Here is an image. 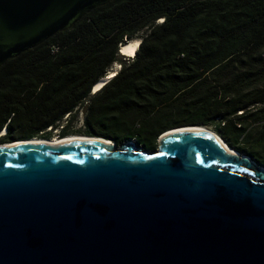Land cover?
Returning <instances> with one entry per match:
<instances>
[{"label": "water", "instance_id": "1", "mask_svg": "<svg viewBox=\"0 0 264 264\" xmlns=\"http://www.w3.org/2000/svg\"><path fill=\"white\" fill-rule=\"evenodd\" d=\"M109 1L0 0V66ZM185 126L0 148V264H264V167Z\"/></svg>", "mask_w": 264, "mask_h": 264}, {"label": "trees", "instance_id": "2", "mask_svg": "<svg viewBox=\"0 0 264 264\" xmlns=\"http://www.w3.org/2000/svg\"><path fill=\"white\" fill-rule=\"evenodd\" d=\"M135 37V56H121ZM184 125L264 167V0H111L0 66V143L56 130L153 149Z\"/></svg>", "mask_w": 264, "mask_h": 264}, {"label": "bare ground", "instance_id": "3", "mask_svg": "<svg viewBox=\"0 0 264 264\" xmlns=\"http://www.w3.org/2000/svg\"><path fill=\"white\" fill-rule=\"evenodd\" d=\"M139 37H135V38H132L130 40H127L125 43L121 44L119 47H120V52L119 54L121 56H127V57H133L135 56L136 54V51H137V48L139 47ZM116 70L112 69V68H109L108 70V74H106L105 76H103L102 78H100L93 86V89H92V93H95L97 91H99L101 89V87L104 85V83L106 81H108L110 78H112L115 74H116ZM207 130L208 128H206L205 126H185V127H180V128H175V129H171L169 130L166 134H170L172 132H179V131H182V130ZM5 132V130L2 131V133ZM88 138L86 135H83V134H73V135H67V136H64V137H54V138H39V137H35V138H32V141L30 142H42V143H45V144H49V145H52V144H55L57 142H60V141H64V140H84ZM106 142L109 143V144H112L111 140H107L106 139ZM18 144H21V142H8V143H4L2 145H0V148H6V147H11V146H16ZM226 145V144H225ZM227 146V145H226ZM228 147V146H227Z\"/></svg>", "mask_w": 264, "mask_h": 264}, {"label": "rangeland", "instance_id": "4", "mask_svg": "<svg viewBox=\"0 0 264 264\" xmlns=\"http://www.w3.org/2000/svg\"><path fill=\"white\" fill-rule=\"evenodd\" d=\"M130 58V57H129ZM121 61L122 60H124V58L123 57H121V58H119ZM126 60V62H128V61H130V60H127V59H125ZM119 62H116V63H114L113 65H112V69H114V70H118L119 69ZM83 111H84V109L81 107V108H79L78 109V114H77V119L75 120V122H73L72 123V125H71V128L72 129H83V117H84V114H83ZM202 126H204V125H202ZM61 127V126H60ZM59 127V128H60ZM208 127V126H207ZM208 128H210V127H208ZM211 129V128H210ZM73 134H80V133H75V132H73V133H70L69 135H73ZM62 137V136H59V131H56V130H53L52 131V134H51V136H50V138H54V137ZM40 138V137H39ZM47 139V138H46ZM134 140V139H133ZM134 142H135V140H134ZM157 147H158V141H157V145H156V147H154L153 149H148V150H150V151H155L156 149H157Z\"/></svg>", "mask_w": 264, "mask_h": 264}, {"label": "flooded vegetation", "instance_id": "5", "mask_svg": "<svg viewBox=\"0 0 264 264\" xmlns=\"http://www.w3.org/2000/svg\"><path fill=\"white\" fill-rule=\"evenodd\" d=\"M136 143V142H135ZM137 144V143H136ZM137 145H140V146H142V147H144L143 145H141V144H137ZM147 149V148H146Z\"/></svg>", "mask_w": 264, "mask_h": 264}]
</instances>
